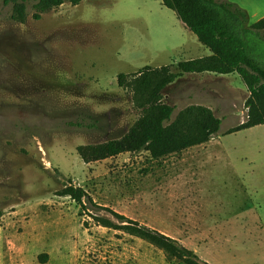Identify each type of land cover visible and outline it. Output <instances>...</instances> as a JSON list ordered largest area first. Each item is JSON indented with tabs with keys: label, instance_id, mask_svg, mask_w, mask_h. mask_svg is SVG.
I'll return each instance as SVG.
<instances>
[{
	"label": "rangeland",
	"instance_id": "1",
	"mask_svg": "<svg viewBox=\"0 0 264 264\" xmlns=\"http://www.w3.org/2000/svg\"><path fill=\"white\" fill-rule=\"evenodd\" d=\"M227 1L248 26L264 17V0ZM25 4L20 23L0 0V264H183L96 225L58 195L69 182L92 199L89 212L143 223L209 264H264V233L249 223H264V125L225 134L247 118L241 78L180 73L163 89L171 119L190 106L220 119L207 142L84 163L78 146L119 138L141 115L145 73L178 72L209 50L161 0H64L39 19Z\"/></svg>",
	"mask_w": 264,
	"mask_h": 264
},
{
	"label": "trees",
	"instance_id": "2",
	"mask_svg": "<svg viewBox=\"0 0 264 264\" xmlns=\"http://www.w3.org/2000/svg\"><path fill=\"white\" fill-rule=\"evenodd\" d=\"M26 1L4 0L12 3L11 18L20 23L26 18ZM34 19L40 14L60 6L64 0H32ZM81 0H69L75 6ZM172 10L181 23L192 32L198 42L209 49L206 57L189 59L177 64L178 72L166 67L144 74L135 87L140 93L141 115L123 136L99 144L78 146L76 151L84 163L99 161L130 152H148L152 159L207 142L217 133L220 119L201 106H190L171 119L173 107L162 101V91L180 73L237 74L248 91L245 100L247 118L243 123L229 128L225 134L235 133L258 125H264V17L247 25V13L227 0H161ZM118 76L117 83L121 86ZM58 195L69 196L96 225L120 230L144 240L160 249L167 259L183 264H207L192 250L176 239L147 225L107 210L113 218L88 211L93 204L87 192L71 182L65 184ZM47 254L39 255L44 262Z\"/></svg>",
	"mask_w": 264,
	"mask_h": 264
},
{
	"label": "crops",
	"instance_id": "3",
	"mask_svg": "<svg viewBox=\"0 0 264 264\" xmlns=\"http://www.w3.org/2000/svg\"><path fill=\"white\" fill-rule=\"evenodd\" d=\"M192 33V32H191ZM195 36V35H194ZM209 50V49H208ZM211 54V52L209 51V54L208 55H206V56H209ZM206 56H203V57H206ZM198 58H201V57H198ZM199 74V73H198ZM200 74H203V73H200ZM204 74H209V75H215V74H213V73H204ZM219 77V76H218ZM221 77H222V75H221ZM241 89V88H240ZM259 126V125H258ZM252 128V127H251ZM249 129V128H248ZM257 218H258V216H257ZM259 219V218H258ZM249 223H251V225H252V228L253 229H256V228H258V229H261V231H263V233H264V223L263 222H261L260 221V219H259V221L257 220V219H255V220H253V221H250ZM181 243V242H180ZM182 244V243H181ZM263 251H264V249H263ZM201 260H203L204 262H206L207 264H209L208 262H207V259H201Z\"/></svg>",
	"mask_w": 264,
	"mask_h": 264
}]
</instances>
